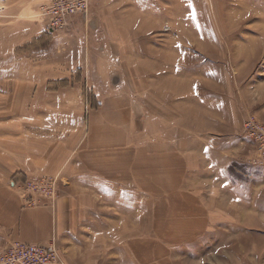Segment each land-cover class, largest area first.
Returning <instances> with one entry per match:
<instances>
[{"label": "crops", "instance_id": "obj_1", "mask_svg": "<svg viewBox=\"0 0 264 264\" xmlns=\"http://www.w3.org/2000/svg\"><path fill=\"white\" fill-rule=\"evenodd\" d=\"M115 1L113 8L100 10L102 19L90 34L84 68L76 60L77 65L66 64L69 72L60 74L43 62L37 76L24 74L40 84L33 89L31 102L19 106L23 114L19 119L0 122V251L13 241L39 245L53 241L68 264H78V257L82 264L92 256L109 255L108 242L123 246L134 238L125 234L130 223L132 230L145 225L150 232L161 223L157 209L184 196L189 210L183 206L181 212L185 234L200 231L201 237L212 228L237 224L264 230V161L253 153L243 129L252 107H261L264 117V95L257 96L260 102L254 101L252 80L246 79L240 84L245 93L239 95L236 78L226 97L215 90L219 85L210 86L203 66L191 73L197 81L187 78V88L180 83L174 90V78L182 76L189 62L182 64L179 53L169 62L166 55L170 59L173 52H164L157 72L151 58L154 41L141 37L128 44L120 35L152 33L156 0ZM127 2L132 7L125 8ZM113 33L116 41L109 39ZM95 39L99 47L93 51ZM128 45L134 47L130 63L123 52ZM108 48H116L118 56H105ZM77 68L84 70L77 83L47 87L48 82L67 79ZM258 87L264 88V80ZM84 89L92 92L96 108L89 107ZM234 164L242 167L239 174L231 170ZM196 172L218 196L204 199L203 186L200 195L188 186L187 178ZM42 175L62 179L54 210L23 206L12 186ZM150 233L157 238L156 232ZM170 237L161 239H174ZM120 253L124 255L123 250Z\"/></svg>", "mask_w": 264, "mask_h": 264}, {"label": "rangeland", "instance_id": "obj_2", "mask_svg": "<svg viewBox=\"0 0 264 264\" xmlns=\"http://www.w3.org/2000/svg\"><path fill=\"white\" fill-rule=\"evenodd\" d=\"M46 2L47 0H0V122L12 118L19 119L18 116L23 115L19 106L31 102L32 91L40 81H37V78L26 79L28 76L25 77L24 74L37 76L40 72L38 66L43 62L58 69L60 74L69 72L66 71V64L75 66L78 64L76 60H80L84 68L90 34L95 32L93 26L99 24L102 19L100 10L113 8L116 1L87 0L86 13L69 16L65 25L57 31L45 27L47 17L41 15V8ZM156 2L157 16L153 18L155 21L151 19L150 23L152 33L120 35L128 44L141 37L153 40L155 53L151 58L157 72H160L164 52L165 54L173 52L170 59L169 55H166L168 61L179 53L185 61L182 64L189 62L188 68L183 67L182 76L176 73L177 76L173 80L174 90L180 88V83L182 88H187V78L194 83L196 76L191 73H195L203 66L208 76L206 80L210 82V86L219 85L215 90L221 91L222 95L228 97V91L234 88L232 85L237 78L235 81L237 88L234 89L243 96L246 88L240 84L244 83V79L252 80L251 95L254 101L260 102L257 96L264 95V88L258 87L259 82L264 80V0H156ZM132 4L125 3V8L132 7ZM91 13L94 14L92 17ZM130 19H133L134 23L135 18ZM109 20L117 22L116 17H109ZM109 36L110 41L117 40L116 33ZM97 42L98 39L94 43L95 47L93 43L91 44L93 51L99 47ZM133 51L134 47L130 45L123 49L128 63L133 61ZM140 51L137 47L136 52ZM103 54L115 58L118 56V50L108 48ZM45 68L51 72L50 67ZM215 68H220V71H214ZM187 70L190 74L188 77ZM82 73L83 69H74L70 77L48 82L47 87L57 89L71 86L82 78ZM196 86L200 89V81ZM205 88L214 90L209 86ZM21 91L28 92V96H22ZM83 94L89 107L96 108L92 92L84 89ZM173 100L180 99L174 97ZM260 111L261 107L258 105L252 107L245 119L254 117L264 123ZM253 153L251 149L250 155ZM241 169L242 167L237 164L231 167L237 174ZM43 180L51 182L52 194L35 193L30 195L32 199L28 202L19 196L23 206H46L51 210L55 209L59 186L62 183L59 175L27 177L24 181L13 184L20 186L27 181L38 184ZM202 180L200 172L192 173L191 177L187 178V184L198 191L199 195L203 186L204 199L208 195L218 196V193H212L213 186L206 180L202 184ZM185 199L186 196L171 198L169 203L157 209L156 218L161 223L152 226L153 229L150 231L156 232V239L148 232V226L140 225L139 230H132L133 226L130 223L125 228V234L134 238L126 239L122 244L124 247L108 242L109 255L103 253L100 256H92L91 260H85L82 264H264V230L259 225L237 224L216 227L201 237L200 231L198 234L192 231L185 234L184 229L187 225L181 223L184 219L181 212L185 209L189 211ZM144 220H148L147 217ZM162 237L174 239L163 240ZM183 237L190 239L184 240ZM49 243L55 244L53 241ZM55 246L64 264H68V257L64 251L56 244ZM121 250L124 255H121ZM80 262L81 258L78 257L77 263L81 264Z\"/></svg>", "mask_w": 264, "mask_h": 264}, {"label": "built area", "instance_id": "obj_3", "mask_svg": "<svg viewBox=\"0 0 264 264\" xmlns=\"http://www.w3.org/2000/svg\"><path fill=\"white\" fill-rule=\"evenodd\" d=\"M86 11L87 0H47L41 8V15L47 17L49 29L57 31L65 25L69 16L83 14ZM244 129L254 146L256 157L264 161V123L254 117H248L244 122ZM13 186L26 202L30 201L32 199L30 195L35 193L52 194V184L49 180H43L38 184L27 181L20 186L14 184ZM0 264H64V262L54 243L40 246L13 241L0 251Z\"/></svg>", "mask_w": 264, "mask_h": 264}]
</instances>
